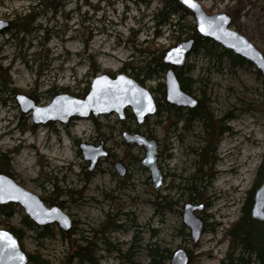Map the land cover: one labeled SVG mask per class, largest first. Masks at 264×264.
<instances>
[{"label": "rangeland", "instance_id": "374dc122", "mask_svg": "<svg viewBox=\"0 0 264 264\" xmlns=\"http://www.w3.org/2000/svg\"><path fill=\"white\" fill-rule=\"evenodd\" d=\"M56 1V13L35 9L39 16L33 27L39 30L11 39L10 22L27 14L38 0H0V20L9 23L8 30L0 33V67L7 69L10 81L6 90H0V153H9L18 185L40 199L56 198L54 205L76 227L69 238L64 239L55 225L46 227L52 229L51 235L39 237L44 228H24L23 211L14 206L9 226L23 232V251L50 264H78L72 260L71 249L75 240L84 237L96 246L97 264H149V245L169 253L185 249L191 253L188 264H220L230 245L226 231L240 218L264 163V78L252 65L232 62L210 41L192 52L177 71L186 79V92L207 109L211 125L207 135L204 121L193 118L188 122V111L165 104L166 70L159 72L154 58L138 53L149 49L163 55L190 39L195 20L189 11L180 12L183 26L173 32L159 26L156 17L171 0ZM194 1L207 15L230 17L229 28L264 56V0ZM120 74L147 89L157 105L156 115L142 125L134 118L119 121L115 114L74 119L65 125H35L31 114H22L15 100L23 95L38 107H46L64 94L82 99L96 77ZM0 88L4 87L0 84ZM125 113L130 115V110ZM123 132L157 140L158 166L165 177L157 191L148 171L140 166L143 150L126 146ZM206 140L210 143L208 161L202 164ZM101 141L112 155L89 172L78 145L97 146ZM114 161L128 167L125 177L114 172ZM192 178L196 195L183 189ZM155 193L176 203L170 212L154 213ZM186 205L196 207L194 215L205 223L195 243L181 222ZM106 221L121 228L101 233Z\"/></svg>", "mask_w": 264, "mask_h": 264}, {"label": "water", "instance_id": "95a60500", "mask_svg": "<svg viewBox=\"0 0 264 264\" xmlns=\"http://www.w3.org/2000/svg\"><path fill=\"white\" fill-rule=\"evenodd\" d=\"M178 3L189 11L195 20V32L201 39L217 44L233 56L239 57L252 65L264 78V56L244 36L229 28L231 19L225 14L207 15L199 3L191 0L195 7L185 4L184 0ZM223 17V20H221ZM201 27L204 31H201ZM9 23L0 20V33L8 30ZM195 38L180 42L167 49L161 62L166 67L164 75V102L169 107L186 111H193L197 99L182 90L177 77V70L182 68L187 57L192 53ZM180 51L177 52L176 50ZM22 114H31L35 125L47 123L67 124L71 119H93L99 116L115 114L119 121L126 119L125 111L130 110L137 125H142L146 118L157 113V105L151 93L137 81L124 75L110 77L101 75L93 79L89 92L84 98H75L68 95L55 97L46 107H38L32 100L23 95L15 97ZM122 141L126 146L134 145L143 150L140 166L149 173L154 190L162 187L163 174L158 167V143L155 139L141 134L122 133ZM78 149L82 160L88 163L87 170L92 172L99 161L107 157L104 143L97 146L81 143ZM114 170L119 176L126 174L121 162L114 164ZM13 205L22 209L24 216L38 228L51 225L58 227L64 235H69L73 228V221L60 207H47L42 199L26 191L16 181L7 175L0 174V206ZM196 207L186 205L181 213V222L189 231V236L195 243L204 231V223L194 215ZM202 207H198L201 210ZM251 219L264 223V179L261 186L255 191L250 211ZM189 254L185 249L177 248L170 256L169 264H188ZM0 264H29L25 251L18 239L8 230L0 229Z\"/></svg>", "mask_w": 264, "mask_h": 264}, {"label": "trees", "instance_id": "16d2710c", "mask_svg": "<svg viewBox=\"0 0 264 264\" xmlns=\"http://www.w3.org/2000/svg\"><path fill=\"white\" fill-rule=\"evenodd\" d=\"M58 6V2L56 0H38L37 4L34 6H31L29 12L27 14H24L23 16H16L11 22H10V30H12V34L10 35L11 39H16L19 34H30L32 32H36L39 30V27H33L36 18L39 16V13H35V9L38 8H49L50 11L53 13H56ZM169 12L167 11V9ZM184 8L176 1L171 0L167 3L157 14V18L160 19L159 26H167L168 30L176 31V29L182 28L183 25H181V21H183V18L181 17V13L183 12ZM177 15L178 17L176 19H171V16ZM9 30V31H10ZM191 31H193V27L190 28ZM158 35V33H156ZM192 38L196 39V44L193 49L194 51H197L199 47H204V45L207 43L206 40L200 39L195 32L193 35H191ZM138 53H146L150 56V58H154V64L157 69H159V72L163 73L164 70H166V67L161 62L162 53L160 51H149V49H140L138 50ZM158 53V54H156ZM223 53H226V55L230 58L232 62H238L240 64L245 63L242 59L239 57L233 56L229 51H224ZM148 56V57H149ZM146 68L150 70V66L146 65ZM133 68H131L132 70ZM177 77L180 82L181 88L184 91H187L188 86L185 83V80L182 76L180 71H177ZM0 84L4 88H0L2 91L3 89L6 90L8 84H10L9 76L7 75V69H1L0 67ZM15 91V90H14ZM199 104L196 109L193 111H189V120L193 119L194 116H198L202 121H204V127L206 129L207 135L208 129H211V125L208 124L209 116L206 107H203L201 101H198ZM172 108V107H171ZM170 108V110H171ZM174 109V108H172ZM169 111V109H167ZM175 110V109H174ZM178 111V110H176ZM130 118L131 115H128ZM207 141V146L202 150L201 153V163H205L208 161L207 153L209 151L210 143ZM11 158L9 156V153H0V174H4L9 176L13 179V175L11 173V166H10ZM264 179V163L260 166L257 177L255 179V182L251 188V190L248 192V197L246 199V202L241 209V216L240 218L231 224L230 228L227 229L225 237L229 239L230 245L228 248V252L226 256L220 261V264H264V223L257 222L250 217V211L253 204V197L254 193L256 191V188L258 189ZM194 178L190 179L191 182L190 185L184 187L183 189L188 191L189 194H195L196 190L194 187H192ZM188 182V181H186ZM191 195H189L190 197ZM56 200V198H54ZM54 199L53 197H48L45 199H42L44 203H48L51 207L54 205ZM176 203L172 201L169 196L164 195L161 196L159 194L155 195V198L152 202L154 213L157 215L164 214L165 212H170L172 210L173 205ZM14 214V206L13 205H6V206H0V227H3L5 230L10 231L21 243L23 232L20 230H16L9 226V221L12 218ZM114 222V221H113ZM24 228L31 229L33 228V223L29 221L26 217L22 218V223ZM75 224V223H74ZM120 225H116L115 223H112L111 221H106L104 223L103 229L101 228L100 232L103 233L107 230H118L120 229ZM76 231V227L73 226L72 231L70 232V235L74 234ZM182 234V232L180 231ZM52 234V229L50 228H44L43 233L39 235V237H46ZM63 238H69V235L61 234ZM75 247L71 249L72 252V260L77 261L78 264H97V261L95 259V253H96V246L94 243L87 241L84 237H80L75 240ZM21 245V244H20ZM239 249V255L236 256V251ZM147 251V257L149 258V264H164L165 260H169V251L168 250H160L157 245H149L146 248ZM28 262L29 264H50L48 261L41 259L37 255H28ZM192 258L190 256L191 261ZM70 262V261H68Z\"/></svg>", "mask_w": 264, "mask_h": 264}, {"label": "flooded vegetation", "instance_id": "af4514ba", "mask_svg": "<svg viewBox=\"0 0 264 264\" xmlns=\"http://www.w3.org/2000/svg\"><path fill=\"white\" fill-rule=\"evenodd\" d=\"M199 104V103H198ZM131 115V114H130ZM188 115H190L189 114V111H188ZM131 117L132 118H134L132 115H131ZM127 118H130L128 115H126V119ZM189 118H190V116L188 117V120H189ZM193 118H199L198 116H194ZM125 119V120H126ZM200 119V118H199ZM187 121V120H186ZM124 133V132H123ZM126 133H128V132H126ZM128 134H139V133H135V132H133V133H128ZM142 135V134H141ZM144 136H146L147 138H152V136L151 135H144ZM152 139H154V138H152ZM156 140V139H155ZM157 141V140H156ZM103 142V141H102ZM104 143V142H103ZM158 143V142H157ZM104 145H105V143H104ZM104 148H105V146H104ZM159 148V147H158ZM141 149V148H140ZM106 150V152H107V157L105 158V159H107L109 156H111L112 154H110L109 153V151L107 150V149H105ZM157 158H158V151H157ZM104 160V159H103ZM116 162H120V161H114L113 163H112V168H113V170H114V164L116 163ZM99 163V162H98ZM122 163V162H121ZM123 164V166L125 167V169H126V174L124 175V176H120L121 178H123V177H125L127 174H128V167L124 164V163H122ZM97 166L98 165H96V167L95 168H97ZM159 167V166H158ZM95 171V170H94ZM114 172H116L115 170H114ZM118 175V174H117ZM163 177H164V175H163ZM149 180H150V177H149ZM164 180H165V177H164ZM163 184H164V182H163ZM163 186V185H162ZM153 191H157V190H154V188H153ZM157 193H155L154 194V196L156 195ZM155 198V197H154ZM204 223V222H203ZM73 226H74V222H73ZM204 229H205V223H204ZM204 233V232H203ZM186 236H188L189 237V231H188V234H186ZM188 252V254H189V258H190V256H191V253L189 252V251H187ZM172 253V252H171ZM171 253H170V255H169V259H170V256H171ZM169 261V260H168Z\"/></svg>", "mask_w": 264, "mask_h": 264}, {"label": "snow or ice", "instance_id": "6c2138e0", "mask_svg": "<svg viewBox=\"0 0 264 264\" xmlns=\"http://www.w3.org/2000/svg\"><path fill=\"white\" fill-rule=\"evenodd\" d=\"M184 2H185V4H188L191 7H195V5L191 3V0H184ZM221 20H223V17H221ZM201 31H204V28L203 27H201ZM176 51L179 52L180 50L177 49Z\"/></svg>", "mask_w": 264, "mask_h": 264}]
</instances>
